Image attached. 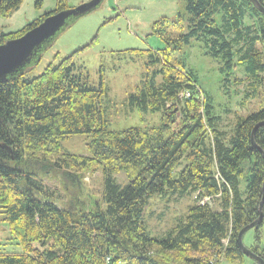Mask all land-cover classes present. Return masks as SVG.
I'll use <instances>...</instances> for the list:
<instances>
[{
	"label": "trees",
	"instance_id": "16d2710c",
	"mask_svg": "<svg viewBox=\"0 0 264 264\" xmlns=\"http://www.w3.org/2000/svg\"><path fill=\"white\" fill-rule=\"evenodd\" d=\"M22 2L0 0V11L9 14ZM57 3L19 31L0 30V45L68 8L65 0ZM186 11L153 23L165 47L138 50L151 57L148 74L123 101L139 114H158L153 124L113 128L105 75L91 85L78 71L77 52L57 54L37 70L54 41L38 62L0 82V220L10 229L6 241H14L0 248V264H108V256L113 264L244 260L238 234L258 218L263 196L264 125H256L264 122V105L225 129L213 95L179 54L198 42L219 61L224 90L233 83L254 97L264 86V14L250 0H187ZM162 25L172 30L163 32ZM73 135H87L90 156L65 149ZM91 167L101 170L98 195H55L50 178L58 175L64 191L79 189L81 171ZM122 172L127 182L120 185L115 175ZM156 196L193 200L178 225L160 236L150 234L144 219ZM263 225L254 228V252Z\"/></svg>",
	"mask_w": 264,
	"mask_h": 264
},
{
	"label": "rangeland",
	"instance_id": "374dc122",
	"mask_svg": "<svg viewBox=\"0 0 264 264\" xmlns=\"http://www.w3.org/2000/svg\"><path fill=\"white\" fill-rule=\"evenodd\" d=\"M89 1L65 0V3L68 8H76L81 3ZM100 2L96 9L70 23L56 36L52 47L44 51L37 70H42L47 62L56 61L57 54L61 58L77 52L74 59L78 71L88 78L91 85H98L101 74L105 75L110 96V99L105 100L108 102L110 100V109L106 102L104 105L113 128L153 124L159 121L158 114H139L137 110L126 107L123 101L141 86L148 74V61L151 57L138 50L157 51L165 47L161 37L153 34V23L162 17L175 18L179 15H188L187 0H100ZM57 4V0H23L22 4L9 14L0 11V30L7 34L19 31L39 16L56 9ZM247 21L250 19L247 18ZM161 29L163 32L172 30L163 25ZM179 33V31L174 32V34ZM179 55H182L187 65L194 69L202 90L213 95L215 109L220 112L225 129H230L237 117L246 116L263 107L264 86L260 88V93L251 98L248 96L250 91L245 90L244 87L238 90L233 83H230L227 91L224 90L219 61L206 55L198 42H193L192 46ZM182 93L181 97L184 99L191 97L187 92ZM89 142L87 135H73L65 140L64 147L75 154L90 156ZM81 174L84 177L83 188L72 190L68 187V191L58 187L60 186L58 175L50 178V184L56 186L55 195L79 200L98 195L102 190L101 170L91 167L82 170ZM62 177L67 178L65 175ZM115 179L120 185L127 182L124 172L115 175ZM245 184V180H242L241 187ZM208 201L209 198H204L202 203ZM191 204L193 200L188 196L168 200L158 196L151 198L144 213L150 234L160 236L177 226L178 216L187 215ZM254 228L243 236V242L248 248L254 246L256 242ZM9 231V226L7 227L0 220V248L5 250L14 243L11 240L6 241L10 238ZM223 243L227 244V241L223 240ZM258 246L259 252L256 253L261 255L260 253H264V225ZM112 259L108 256L107 263L113 264L115 261L113 262ZM218 264H253V261L248 257L242 262L222 258Z\"/></svg>",
	"mask_w": 264,
	"mask_h": 264
},
{
	"label": "water",
	"instance_id": "95a60500",
	"mask_svg": "<svg viewBox=\"0 0 264 264\" xmlns=\"http://www.w3.org/2000/svg\"><path fill=\"white\" fill-rule=\"evenodd\" d=\"M253 5L264 14V6L259 0H250ZM100 0H90L89 2L81 3L76 8H68L53 14L48 15L36 27L28 30L22 36L6 41L0 45V82L7 81L14 76L20 74L24 69L34 62H38L41 52L50 44L58 34L68 27L79 17L90 13L100 4ZM264 125L260 122L256 125ZM262 200L259 205V217L252 223L245 226L238 234V244L242 253L257 261L259 264H264V258L254 252L243 242L244 234L251 228L261 224L264 220L263 204H264V184L262 188Z\"/></svg>",
	"mask_w": 264,
	"mask_h": 264
},
{
	"label": "built area",
	"instance_id": "2783aa9c",
	"mask_svg": "<svg viewBox=\"0 0 264 264\" xmlns=\"http://www.w3.org/2000/svg\"><path fill=\"white\" fill-rule=\"evenodd\" d=\"M187 94H188V95H190V93H189V92H187ZM181 95H182V94H181Z\"/></svg>",
	"mask_w": 264,
	"mask_h": 264
},
{
	"label": "bare ground",
	"instance_id": "6f19581e",
	"mask_svg": "<svg viewBox=\"0 0 264 264\" xmlns=\"http://www.w3.org/2000/svg\"><path fill=\"white\" fill-rule=\"evenodd\" d=\"M262 4V3H261ZM263 5V4H262ZM264 6V5H263ZM256 8V7H255ZM258 226V225H257ZM256 227V226H255Z\"/></svg>",
	"mask_w": 264,
	"mask_h": 264
}]
</instances>
